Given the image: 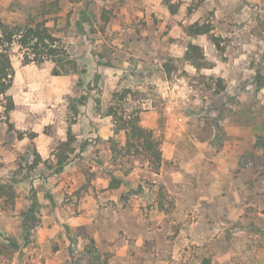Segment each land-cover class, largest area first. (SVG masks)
Listing matches in <instances>:
<instances>
[{"label":"rangeland","instance_id":"obj_1","mask_svg":"<svg viewBox=\"0 0 264 264\" xmlns=\"http://www.w3.org/2000/svg\"><path fill=\"white\" fill-rule=\"evenodd\" d=\"M0 17L47 21L64 60L13 47L0 233L20 248L0 264H264V0H0ZM131 119L160 143L158 172L125 148Z\"/></svg>","mask_w":264,"mask_h":264},{"label":"trees","instance_id":"obj_2","mask_svg":"<svg viewBox=\"0 0 264 264\" xmlns=\"http://www.w3.org/2000/svg\"><path fill=\"white\" fill-rule=\"evenodd\" d=\"M191 35H209L214 44L219 46V42L214 35H211V28L207 25L194 24L190 27ZM58 38L53 34L52 30L47 26V21H40L26 25L8 24L1 20L0 17V119L9 120L11 112L15 109L13 98L9 95V90L13 85L14 67L12 63L13 47L17 44L22 50H25L27 62L44 63L45 61L52 60L58 66L63 65L64 60L58 49ZM202 48L198 45L191 44L186 53L187 60L195 66H199L198 57H202ZM74 63V62H73ZM74 71L77 65L74 64ZM55 75H60L58 70H55ZM69 73V71H66ZM256 86L258 89L264 87V75L260 72L257 74ZM110 109V108H109ZM112 110H108V114L112 115ZM122 128L126 133V146L125 148L131 151L136 149L141 153L152 165V168L158 172L162 166V150L160 143L155 139L152 131L147 130L140 126L139 120H126L122 122ZM12 128V125H10ZM119 131H117L118 133ZM22 138V136H20ZM74 139V138H73ZM72 140V138H70ZM114 144L112 150L118 152V146L115 140H111ZM89 139H85L80 144V152L83 153L87 149ZM71 141L62 145L63 151L58 155V161L55 168V173L59 174L66 170L69 165L70 156L67 151L74 152L75 149L70 147ZM40 160L35 161V167L39 165ZM52 167V166H50ZM52 169V168H50ZM111 189H118L121 187L122 179L113 172H110ZM8 185L0 182V195L7 192ZM33 213V210L30 211ZM0 250L6 255H12L19 250L20 245L16 240L11 239L7 234L0 233ZM95 264H107L103 261L100 255L94 256ZM200 264H214L211 258H204Z\"/></svg>","mask_w":264,"mask_h":264}]
</instances>
